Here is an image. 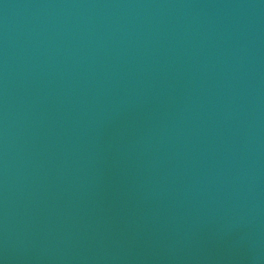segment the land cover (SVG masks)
<instances>
[{
  "label": "water",
  "instance_id": "obj_1",
  "mask_svg": "<svg viewBox=\"0 0 264 264\" xmlns=\"http://www.w3.org/2000/svg\"><path fill=\"white\" fill-rule=\"evenodd\" d=\"M0 264H264V0H0Z\"/></svg>",
  "mask_w": 264,
  "mask_h": 264
}]
</instances>
